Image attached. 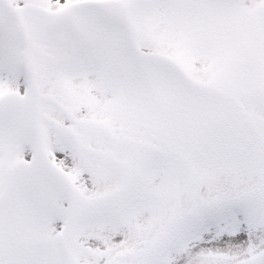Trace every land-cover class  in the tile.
Listing matches in <instances>:
<instances>
[{
    "label": "snow or ice",
    "instance_id": "obj_1",
    "mask_svg": "<svg viewBox=\"0 0 264 264\" xmlns=\"http://www.w3.org/2000/svg\"><path fill=\"white\" fill-rule=\"evenodd\" d=\"M0 264H264V0H0Z\"/></svg>",
    "mask_w": 264,
    "mask_h": 264
}]
</instances>
